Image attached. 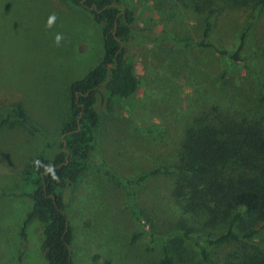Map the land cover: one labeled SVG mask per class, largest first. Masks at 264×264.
Wrapping results in <instances>:
<instances>
[{"label":"rangeland","instance_id":"374dc122","mask_svg":"<svg viewBox=\"0 0 264 264\" xmlns=\"http://www.w3.org/2000/svg\"><path fill=\"white\" fill-rule=\"evenodd\" d=\"M125 1L135 13L133 31L139 35L133 43L140 49L139 89L118 100L113 111L98 96L95 150L80 179L62 192L74 264H91L94 255L96 264H157L163 235L179 231L181 223H196L173 197L175 174L167 170L173 169L187 129L201 111L215 105L247 107L264 81V8L254 9L251 0L226 13L176 0L159 13L154 0ZM51 14L56 20L46 28ZM207 20L212 22L207 40L229 53L248 27L243 60L232 69L216 50L197 45ZM57 34L63 37L60 46ZM102 54L100 25L81 7L66 0H0V120L22 102L38 130L17 118L0 129V264H50L42 250L40 223L31 220L21 234L35 189L28 163L54 154L49 143L58 146L68 115L67 87L99 63ZM156 168L163 170L151 174ZM143 175L148 177L139 181ZM212 226L204 233L218 231V225ZM263 246L264 235H255L212 246L211 253L217 264H226ZM198 260L188 244L176 257L177 264Z\"/></svg>","mask_w":264,"mask_h":264},{"label":"trees","instance_id":"16d2710c","mask_svg":"<svg viewBox=\"0 0 264 264\" xmlns=\"http://www.w3.org/2000/svg\"><path fill=\"white\" fill-rule=\"evenodd\" d=\"M66 1L81 7L100 25L103 54L99 63L67 87L68 115L60 130L58 146L49 143L50 147L54 146V154L38 155L28 163L27 174L35 189L29 196L32 205L21 226V234L25 235L26 224L31 220L40 223L42 250L50 264H74L70 250L73 233L64 211L62 192L67 184L76 183L89 166L95 150V130L100 122L98 96L102 106L113 111L118 100L134 96L139 89L136 68L140 49L133 44L139 35L135 37V13L128 3L125 0ZM169 1L154 0L159 13ZM176 1L183 6L211 5L213 13H226L248 5L246 0ZM251 1L254 9L264 8V0ZM211 27L212 22L207 20L197 45L216 50L226 68L232 69L243 60L240 54L248 27L241 32L239 46L231 53L207 40ZM243 66L249 68L247 64ZM11 118L38 131L22 102H17L0 120V129L8 126ZM172 167L167 169L168 173L175 174L172 195L183 214L186 217L190 214L201 227L196 223L195 227L181 223L179 231L164 234L157 264H177L176 257H181L183 245L187 244L199 256L193 264H217L212 257V246L264 235V81L260 83L259 93L250 96L247 107L232 109L215 105L209 111H201L187 129ZM161 170L156 168L151 174ZM146 177L143 175L138 180ZM213 224L218 225V231L204 233L206 226L212 229ZM97 258L94 255L91 264H96ZM237 258L238 261L227 259L225 263L264 264V246Z\"/></svg>","mask_w":264,"mask_h":264},{"label":"clouds","instance_id":"9594fccd","mask_svg":"<svg viewBox=\"0 0 264 264\" xmlns=\"http://www.w3.org/2000/svg\"><path fill=\"white\" fill-rule=\"evenodd\" d=\"M56 20V16L55 14H51L49 17H48V20H47V24L45 25L46 28H51L52 25L54 24ZM63 39L62 35L61 34H57L56 36V45L57 46H60V41Z\"/></svg>","mask_w":264,"mask_h":264}]
</instances>
